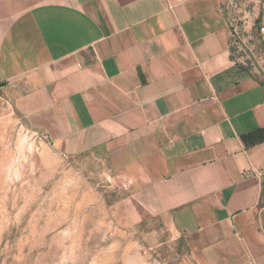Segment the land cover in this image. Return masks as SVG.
<instances>
[{"label":"crops","instance_id":"crops-1","mask_svg":"<svg viewBox=\"0 0 264 264\" xmlns=\"http://www.w3.org/2000/svg\"><path fill=\"white\" fill-rule=\"evenodd\" d=\"M241 63L222 0H0V120L98 161L168 264H264V66Z\"/></svg>","mask_w":264,"mask_h":264},{"label":"rangeland","instance_id":"rangeland-1","mask_svg":"<svg viewBox=\"0 0 264 264\" xmlns=\"http://www.w3.org/2000/svg\"><path fill=\"white\" fill-rule=\"evenodd\" d=\"M222 4L242 66H264L263 0ZM126 193L98 161L59 154L15 114L0 120V264H168L173 236L158 220L127 219Z\"/></svg>","mask_w":264,"mask_h":264},{"label":"built area","instance_id":"built-area-1","mask_svg":"<svg viewBox=\"0 0 264 264\" xmlns=\"http://www.w3.org/2000/svg\"><path fill=\"white\" fill-rule=\"evenodd\" d=\"M263 13H264V0H263ZM258 31L260 34H264V26L260 25ZM231 36H232V46L235 45V49L237 51H242L243 48H241V46H240L241 38H240L239 32L237 31V29L233 25V22H231Z\"/></svg>","mask_w":264,"mask_h":264}]
</instances>
